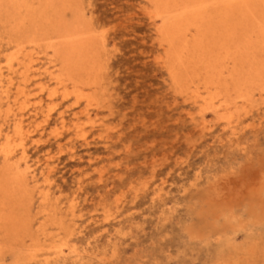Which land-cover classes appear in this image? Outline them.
<instances>
[{
	"label": "rangeland",
	"instance_id": "1",
	"mask_svg": "<svg viewBox=\"0 0 264 264\" xmlns=\"http://www.w3.org/2000/svg\"><path fill=\"white\" fill-rule=\"evenodd\" d=\"M44 1L37 0L35 6L45 5ZM59 1L57 6L62 9L63 17L58 13L57 21L60 18L59 21L69 26L79 22L80 27L94 35L96 45L91 54L94 60L90 64L94 67L88 65L89 69L80 70L78 77L87 86L81 85L79 92L72 84L63 86L62 90L61 85L45 76L42 82L47 84V91L40 90L36 83L39 78L28 83L30 95L22 102L25 101L23 106L28 116L26 123L32 124L33 131L36 129L27 141L28 160L38 176L37 181L30 185L32 197L25 201L27 210H22L20 216L29 219L31 225L21 234L25 241L22 244L15 240L14 235L8 237L6 231L0 233V264H24L18 261L21 252L28 260L26 264H35L33 259L29 260L32 252L44 249V252H39L42 260L46 257L45 248L57 245L64 246L67 257L65 263L61 261L59 264H76V253L84 258L77 264H263L264 75L250 79L245 93H250L251 98L249 101L238 98L234 112L222 110L215 113L212 107L202 110L200 104L182 92L185 91V81L179 84L173 81L166 42H163L160 32L162 20L157 16L159 6L152 0ZM63 3H71L72 6L65 10L68 5ZM81 8L85 9L82 11ZM2 9L0 36L4 39L0 37V66H3L5 79L10 77L12 66L19 68L22 53L35 52V56H40L37 65L42 69L52 66L48 55L53 53L47 48V42L39 48L25 42L23 51L19 52V42L26 37L22 32L17 33L14 20L8 16L6 8ZM84 14L82 19L79 15ZM257 62L260 64L254 63L256 67L263 66L264 58L260 56ZM56 64L61 67L60 61ZM12 76L15 80L11 93L13 101L22 78L18 73ZM183 78L187 76L183 75ZM92 81L96 84L91 85ZM53 91L56 93L50 99ZM187 99L190 100L187 102ZM40 101L43 113L34 116ZM12 105L11 113H17L22 104ZM6 106L4 110L8 108ZM245 106L248 111L244 110ZM49 110L51 118L46 121ZM229 116L233 117L232 121L228 120ZM10 123L0 118V127L5 132L11 130L9 125L12 126L13 122ZM43 139L44 142L41 141ZM0 163L2 166L3 161ZM41 193H49V200L44 201ZM74 205L76 208L72 209ZM73 210H77L75 215L71 214Z\"/></svg>",
	"mask_w": 264,
	"mask_h": 264
},
{
	"label": "bare ground",
	"instance_id": "2",
	"mask_svg": "<svg viewBox=\"0 0 264 264\" xmlns=\"http://www.w3.org/2000/svg\"><path fill=\"white\" fill-rule=\"evenodd\" d=\"M36 1H34V0H0V10H4L2 8L7 9V12L9 13L8 16H10L14 20V21L13 20L12 21L14 23V27H15V30L17 31V33L22 32L26 37L22 42H19L20 43L18 45L19 52L23 51L25 42H28L29 44L33 45L34 47H38V48L44 42H47L48 47L47 46H45V47H47L48 49L50 48L52 50V53H53L52 55L50 54V56L48 55L49 63L53 64V65L50 67H47L45 69H42L41 67H39L37 65V63L40 61V56H35V54H34L35 52L34 53H28V52L22 53L23 55H22V58L20 57L21 60L19 61V65H18L19 68L14 69L13 68L15 66L14 64H13L14 66H12V67L10 66L11 67L10 68L11 74L14 75V74L18 73V74H20V76L22 78L20 83H19V86L17 88V94L13 93L14 95H16L13 101H12L11 93H12V87L15 85L14 77L10 74V77L8 78V80H6L4 77L5 75L3 76V72H2L3 70L1 68L3 66H0V118H4V121L8 124L11 121L13 122L12 126L9 125V129H11V130L8 132H5V129L3 127H0V160L3 161V165L0 166V233L3 231H6L7 232L6 235L8 237H12L14 235L15 240H17L18 243H21V244L25 243V241L23 239H21L22 238L21 234L24 233L25 230L27 231L30 229L31 222L29 221V219H25L24 217L20 216V212L22 210H24V211L27 210V208L25 207L26 206L25 201H26V199H30L32 197V191H31L32 188L30 185H31V183L37 181V176H38V175H36L37 172L35 173V170H32V166L30 165L29 160H28L29 159V156H28V149L29 148H27V141L29 139H31L32 135L34 134V131L36 130V129L34 131L32 130V126H30L32 124L26 123V120H27L26 119L27 114L25 113L26 107L23 106L24 102L26 101V99H28V97L30 95V93L28 94V90H27V88L29 87L28 83L33 79L39 78V80H37L36 83H38L40 90L43 92L47 91L48 90L47 84L42 82L43 77L45 76L46 78H49L50 80H54L57 84L61 85L62 90H63V86L68 87V85L72 84V86L75 89H79L78 90V92H79L80 91L79 87H81V85H83V84L85 85V83H83L81 81V79H79V77H78L79 73L82 72L80 70L89 69L88 65L93 63L94 59L91 56V54L93 53L94 45H96V44H94V41H93L94 35L92 34V32L90 33V31H88V29H84V28L80 27L81 25H79V22H77L76 25L74 24L72 26H69V25L63 24L61 21H59L60 18L58 21L56 20L58 17L57 18H55V17L57 15L59 16L60 14H58V13L62 12V9H60V7L57 6L58 5L57 3L59 0L58 1L57 0H47V2L45 0L44 2L46 4L42 5V6H38V7L35 6ZM38 1L40 2V0H38ZM59 2H61V1H59ZM152 2L155 3L157 6H159L158 11H157V16L159 18H161V20H162V27L160 29V32L164 37L163 42H166L167 53L169 55V56L167 55V57H168V60L170 61L171 66H172V75H173V79H174L173 81L176 80L178 84L183 83L185 81L184 82L185 83V86H184L185 91H182V92H186L191 99H193L197 104H200V106L202 107L201 108L202 110L205 108L212 107L213 108L212 110L215 113H220L222 110L227 111V112H228V110H230V111L233 110L234 107H237V99L238 98L243 99L242 101H249V98H251L249 96L251 94L249 93L250 94L249 95L247 93V91L245 93L247 83L252 80V77H255V76L258 77V76L264 75V63L262 62L263 66L262 65L258 66V64H260V63L257 62V60L259 59L260 56L262 58H264V0H152ZM63 4L65 6L68 5L67 7H65V10L71 8V6H72L71 3H69V4L63 3ZM36 5H38V4H36ZM78 5H81V4H78ZM61 8H63V7H61ZM54 9H56V10H54ZM83 9H85V8H83ZM83 9H82V11H83ZM63 11H64V9H63ZM73 11H75V10H73ZM84 11L87 12V10H84ZM7 12H5V13H7ZM75 12L79 13L78 11H75ZM2 13L3 12L1 11L0 12L1 16H2ZM62 13H61V16H62ZM85 14L79 15V16H82V19H83ZM155 14L156 13H154L153 15H155ZM73 16L76 17V20H77V16H75V14ZM10 17H8V18H10ZM2 18H3V16H2ZM2 18H0V19H2ZM54 19H55V21H57L56 24H55ZM79 19H81V18H79ZM90 19L91 18H89V20ZM85 20H88V19L85 18ZM84 22H86V21H84ZM13 23L11 22V24H13ZM82 24H84V23L82 22ZM104 25L105 24H103V26ZM84 26H85V24H84ZM49 27H51V28H49ZM7 33H10V32H7ZM26 33H29V34H26ZM93 33H94V30H93ZM9 36L11 38L12 35H9ZM15 37L16 36L14 35V38ZM19 38L21 39V37H19ZM1 39L3 40L4 38L1 37ZM105 40H107V38ZM15 43H16V41H15ZM100 45H103V44L100 43ZM15 50H16V48H14V52H15ZM30 50H32V49H29V51ZM33 50H34V48H33ZM96 50H98V48ZM100 50H98V51H100ZM17 51H18V49H17ZM110 53H112V51ZM110 53H108V54H110ZM37 54L39 55V52ZM6 56H8V54ZM2 57H3V55H2ZM5 60H7V59H5ZM56 61H60V64H61L60 68H58ZM14 63H17V62H14ZM254 63L255 64L258 63L257 64L258 67H256ZM46 65H48V64H46ZM90 67H94V65L93 66L90 65ZM56 68H58V69H56ZM6 71H7V69H6ZM161 73H162V71H161ZM183 75H186L187 78L186 79L183 78ZM114 81H115V79H114ZM92 84H96V81H92L91 85ZM110 84H112V83H110ZM103 85L107 86L108 84L107 85L103 84ZM173 85H175V84H173ZM85 86H87V85H85ZM115 87H117V83H116ZM115 87H114V90H115ZM202 87H204V88H202ZM179 89L181 90V88H179ZM202 89L203 90L205 89L204 92L202 91ZM249 89H251V88H249ZM98 90H99V87H98ZM70 91L72 92V90H70ZM108 91H110V90H108ZM55 93H56V91L50 92V99H52V97H53V95H55ZM118 93H121V92L119 91ZM236 93H238V94L236 95ZM100 94L102 95L103 93H100ZM176 94L178 95V93H176ZM47 95H48V93H47ZM82 95H83V93H82ZM87 95L88 94H86V97H87ZM234 95H236V98H234L235 97ZM182 96H183V94H182ZM253 96H254V94L252 95V97ZM257 96H258V94H257ZM23 99H25V101L22 102ZM188 100H190V99H187V102H188ZM96 101L98 102V100H96ZM55 102H57V101H55ZM189 102H191V101H189ZM13 103H15V106L17 105V103L22 104L19 108V112L11 113L13 108H14L13 107L14 105H12ZM58 103H59V101H58ZM5 105H7L6 107H8L6 110H4ZM28 105L32 106V104H29V102H28ZM38 105L39 106H36V108H35L36 112H35L34 116H38L40 114V112L43 113L44 107L42 106V102L40 101L38 103ZM45 106H46V104H45ZM107 106L108 105H106V107ZM103 107L100 106V108H103ZM16 108L18 109V107H16ZM95 110H97V109H95ZM238 110H235V111H238ZM244 110H247L246 106H245ZM107 111H109L108 108H107ZM201 112H203V111H201ZM233 112H234V110H233ZM54 113L56 114V112H54ZM29 114H31V113H29ZM91 114H90V116H91ZM199 114L200 113H198V115ZM237 114H239V113H237ZM109 115H110V111H109ZM109 115H108V117H110ZM34 116H32V117H34ZM72 116H73V114H72ZM231 117L229 116L228 120L232 121ZM49 118H51V110H49L48 113L46 112V118H45L46 121ZM61 118L63 119L62 123L65 126L66 124H65L64 115H62ZM193 118H195V115ZM35 119H36V117H35ZM236 119H238V118H236ZM31 120H30V122H31ZM85 120L87 121L86 118H85ZM105 120H107V119H105ZM219 120H220V118H219ZM242 120H243V118H242ZM35 121L37 122V120H35ZM92 121L94 122V119ZM203 121H204V118H203ZM211 121H210V124H211ZM230 121H229L230 124L233 123ZM47 123H49V122H47ZM226 123H228V122H226ZM109 124H111V123H109ZM42 125L40 127H42ZM190 125L192 126V124H190ZM212 125H214V124H212ZM226 126L227 125H225V127ZM87 127H89V126H87ZM82 128L85 129V127H83V126H82ZM191 128L192 127H190V129ZM55 129L57 130L56 127L54 128V130ZM229 129H230V127H229ZM229 129H228V131H229ZM37 130H39V128ZM95 130H97V129L95 128ZM219 131H220V129H219ZM41 132H43V131H41ZM219 133L220 132H218V134ZM227 133H225V134H227ZM89 134H91V132ZM52 135H53V133H52ZM87 135H88V133H87ZM100 135H102V134H100ZM58 137H60V136H58ZM90 137H92V136H90ZM219 137H220V135H219ZM223 137H225V136L223 135ZM102 138H101V140H102ZM215 138H216V136H215ZM38 139H40V137H38ZM45 140H46V138H45ZM49 140L50 139H48V141ZM105 140H106V138H105ZM41 141L44 142V139ZM122 141H124V140H122ZM217 141H219V140H217ZM31 142H33V139ZM82 144H84V143L82 142ZM185 144H187V143H185ZM68 145H70V144H68ZM78 145H79V143H78ZM84 146H85V144H84ZM105 146H106V144H105ZM213 148H216V147H213ZM113 149H114V147H113ZM48 150H50V149H48ZM61 150H63V147ZM37 151H38V149H37ZM53 151L55 152V149ZM229 152H231V151H229ZM44 154L45 153H43V155ZM52 154H50V155H52ZM69 154H71V153H69ZM90 155H89V157H90ZM38 156L39 155H36L35 157H38ZM53 157H55V156H53ZM103 160H105V159H103ZM38 161H40V160H38ZM71 161H73V160H71ZM40 162H42V161H40ZM31 164H33V163H31ZM36 164H38V163L36 162ZM45 164H47V163H45ZM40 165H41V163H40ZM194 165H195V163H194ZM44 166H46V165H44ZM61 169H62V167H61ZM75 169H77V168H75ZM188 169H189V167H188ZM69 170L71 171V169H69ZM77 170H79V169H77ZM213 171H214V169H213ZM51 173H52V171H51ZM64 175H65V173H64ZM70 175H73V174L71 173ZM86 175H88V174H86ZM45 177H47V176H45ZM55 178H56V176H55ZM53 179H54V177H53ZM152 181H154V180H152ZM40 182H38V183H40ZM77 182H78V180H77ZM73 190H71L70 192H72ZM77 190H78V188H77ZM192 191H193V189H192ZM53 192L55 193V190ZM74 193H75V191H74ZM77 193H78V191L76 192V194ZM41 194H43L41 196L44 198V201L47 199L49 200V197H50L49 193H46V194L41 193ZM62 195L63 194H61V196ZM67 196H69V195H67ZM187 196H189V195H187ZM53 198L52 199L50 198V199L53 200ZM75 198H76V196H75ZM85 198H87V197H85ZM122 199H123V197H122ZM63 201H65V199ZM67 201H68V199H67ZM71 201H73V199ZM78 201H80V200H78ZM85 202H83V203H85ZM78 206H79V204H78ZM51 207H53V206L51 205ZM103 207H105V206H103ZM109 207L111 208V206H109ZM28 208H30V207H28ZM48 208H47V210H48ZM75 208L76 207L74 205L72 209H75ZM68 210H70V209H68ZM75 212L73 210V213H71V214L75 215ZM71 214H68V215L70 216ZM78 214H80V212ZM37 216H39V215L37 214ZM62 217H63V215H62ZM76 218H78V217H76ZM57 219L59 220V218H57ZM68 221H70V220H68ZM83 222L85 223L84 220H83ZM83 222H82V224H83ZM58 224L61 225L60 223H58ZM68 224H69V222H68ZM59 225H57V226H59ZM63 226H64V224H63ZM65 226H67V225H65ZM59 233H61V232L59 231ZM65 235H66V233H65ZM50 236H51V234H50ZM60 238L58 237L57 239H60ZM65 240H64V242H65ZM63 247L64 246L57 245L56 247H50L49 249L45 248V250H47L46 251L47 253H45L46 257L42 260H40V255H39L40 253L39 252L43 251L44 249H41L35 253L32 252L29 255L31 257V259L29 257V260L32 261V259H33L35 264H59L61 261H62V263H65V261H67V257H66V254H65ZM39 248L40 247L38 246V249ZM0 253H1V251H0ZM47 254H48V256H47ZM263 255L264 254H262V257H263ZM4 257H5V255H4ZM75 257H76V259H75L76 264L78 262L79 263L82 262L84 259V258H81L78 253L75 254ZM18 261L23 262L24 264H26V262H28V260L25 258L24 252H21L19 254ZM263 261H264V259H263Z\"/></svg>",
	"mask_w": 264,
	"mask_h": 264
}]
</instances>
